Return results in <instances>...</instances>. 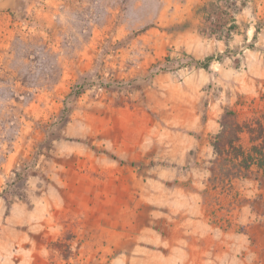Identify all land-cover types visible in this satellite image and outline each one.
Returning a JSON list of instances; mask_svg holds the SVG:
<instances>
[{"label": "rangeland", "instance_id": "374dc122", "mask_svg": "<svg viewBox=\"0 0 264 264\" xmlns=\"http://www.w3.org/2000/svg\"><path fill=\"white\" fill-rule=\"evenodd\" d=\"M0 3V264H264V180L210 181L264 0Z\"/></svg>", "mask_w": 264, "mask_h": 264}, {"label": "trees", "instance_id": "16d2710c", "mask_svg": "<svg viewBox=\"0 0 264 264\" xmlns=\"http://www.w3.org/2000/svg\"><path fill=\"white\" fill-rule=\"evenodd\" d=\"M234 30L231 25L227 33ZM217 59L208 56L196 61L195 66L207 70ZM210 181L223 186H232L237 180H264V113L252 120L241 121L233 109H225L220 121L219 131L212 138Z\"/></svg>", "mask_w": 264, "mask_h": 264}, {"label": "crops", "instance_id": "0c3cea01", "mask_svg": "<svg viewBox=\"0 0 264 264\" xmlns=\"http://www.w3.org/2000/svg\"><path fill=\"white\" fill-rule=\"evenodd\" d=\"M2 4L0 3V10L2 9ZM6 38V27L4 21H0V43L4 44ZM244 181H253V180H244ZM257 182V181H254ZM176 257V256H175Z\"/></svg>", "mask_w": 264, "mask_h": 264}]
</instances>
